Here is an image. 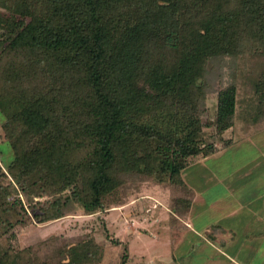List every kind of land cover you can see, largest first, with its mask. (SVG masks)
I'll list each match as a JSON object with an SVG mask.
<instances>
[{"label":"trees","instance_id":"16d2710c","mask_svg":"<svg viewBox=\"0 0 264 264\" xmlns=\"http://www.w3.org/2000/svg\"><path fill=\"white\" fill-rule=\"evenodd\" d=\"M246 55L263 60L246 73L244 117L257 121L264 0H0V142L12 152L0 159V264H100L90 233L20 245L17 232L71 201L103 210L130 176L186 185L182 170L215 151L204 126L221 133L237 116L238 82L214 63Z\"/></svg>","mask_w":264,"mask_h":264},{"label":"rangeland","instance_id":"374dc122","mask_svg":"<svg viewBox=\"0 0 264 264\" xmlns=\"http://www.w3.org/2000/svg\"><path fill=\"white\" fill-rule=\"evenodd\" d=\"M262 61L251 55L215 61L213 70L221 73L222 83L232 79L238 82L237 116L221 133L213 125L204 126L215 151L197 156L182 170L186 185L130 176L120 188L117 203L110 201L103 210L84 213L77 202L71 201L60 218L42 223L27 219L28 224L17 232L16 243L22 245L36 237L90 233L103 246L100 264H118L123 252L128 254L126 264H227L226 260L230 264H252L253 254L247 256L238 250V239L252 244V236L240 235L238 223L240 218L252 220L249 217H253V199L264 197V118L253 121L244 117L248 116L244 105L252 95L246 73L258 68ZM214 78L203 121L213 119L217 83ZM2 138L0 129V141ZM11 158L7 142H0L2 163ZM178 197L189 203L182 205ZM220 225L233 230L230 243H223V235L217 234ZM216 247L224 252H217Z\"/></svg>","mask_w":264,"mask_h":264},{"label":"crops","instance_id":"0c3cea01","mask_svg":"<svg viewBox=\"0 0 264 264\" xmlns=\"http://www.w3.org/2000/svg\"><path fill=\"white\" fill-rule=\"evenodd\" d=\"M230 202V201H229ZM228 202V204H230ZM253 203L255 205L254 210H253V217L252 220L249 221L248 218H240L239 227H240V235L243 236H252V244L249 242H246V240L243 238L238 239V250L239 252L242 250L244 253L248 255V253L253 254V262L252 264H264V197H258L253 199ZM241 204H244V201L241 202ZM244 220V221H243ZM221 226V225H220ZM217 226L218 227V233L219 235H223L222 242L227 244L230 243L231 240L233 239V230L229 227L227 228L226 226ZM243 231V232H242ZM245 232V233H244ZM213 244H215L213 242ZM249 245V246H246ZM242 246H246L247 248L243 249ZM217 252H224L223 248L219 251L218 247ZM229 255L225 254L224 256ZM222 256V255H221ZM228 258V257H225ZM229 259V258H228ZM230 260V259H229ZM229 264L228 260H226ZM227 263V264H228ZM233 264H249L248 262H234Z\"/></svg>","mask_w":264,"mask_h":264}]
</instances>
